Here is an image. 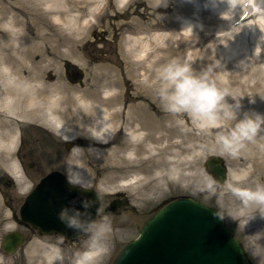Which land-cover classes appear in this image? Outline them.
<instances>
[{
	"label": "bare ground",
	"instance_id": "obj_1",
	"mask_svg": "<svg viewBox=\"0 0 264 264\" xmlns=\"http://www.w3.org/2000/svg\"><path fill=\"white\" fill-rule=\"evenodd\" d=\"M130 1L0 0V158L22 193L28 190L23 174L26 171L13 157L24 124L40 130L48 128L66 141H78L76 145L83 151L72 149V181L91 185L96 181L95 169L100 168L106 174L104 182L108 186L122 183L136 195L135 203L137 199L150 203L166 189L170 193L180 183L190 182L196 175L195 166L202 161V151H213L216 140H209L217 137V128L202 126L189 117H185V123L163 110L156 95L157 75L172 60L188 63L197 74L209 72L217 86L228 90L227 103L239 99L238 120L262 108L258 103L250 109L247 85L235 76L241 70L230 76L228 69L231 62L243 56L245 43L252 44L244 47L252 57L246 58L244 67L248 69L264 57V14L250 8V2L245 7L246 0H164L159 7L161 0H146V9L151 10L147 23L137 18L118 23L127 33L122 37L120 57L125 61L126 75L119 66L103 65L99 67L106 70L101 74L102 84L92 90L68 87L60 78L53 84L45 80L46 70L59 64L63 56L81 61L79 45L91 18H109L111 10H124ZM251 4L257 5L254 0ZM165 6L174 21H165L157 13ZM247 13L249 18L257 16L261 21L239 25ZM217 22L221 23L216 26ZM228 40L230 49L216 47L227 45ZM34 55L41 60L33 61ZM128 73L134 85L130 105L118 90L130 80ZM234 86L238 89L229 90ZM150 106L157 110L150 112ZM229 115L220 120V124L225 123L224 131L237 122ZM250 221L254 228L262 224L254 217L246 218ZM117 234L112 231L109 247ZM49 249L54 248L33 243L29 264H41ZM36 253L40 256H32Z\"/></svg>",
	"mask_w": 264,
	"mask_h": 264
},
{
	"label": "rangeland",
	"instance_id": "obj_2",
	"mask_svg": "<svg viewBox=\"0 0 264 264\" xmlns=\"http://www.w3.org/2000/svg\"><path fill=\"white\" fill-rule=\"evenodd\" d=\"M111 1H114L115 4L117 0ZM215 2H217V0H215ZM261 5L262 4L260 3L257 8L264 14V7ZM146 7H148L146 0H131L124 10L112 8L113 10L110 11L109 18L95 19L82 36L84 39L79 45V57H82L81 61H75L74 63V61L68 58V56H63L60 59L59 64L46 70V81L49 83H55L60 78L70 87L77 86L78 88L80 87L81 90H90L92 87H97V83L102 81L101 74L106 70H99L98 67L104 63H110L109 65H112L111 63L117 61L116 64L122 67L123 71L126 70L124 69V59V63L117 59L123 57L121 41L124 36L118 23H126L132 18H137L140 22L147 23L149 21L148 12L151 10L149 8L146 9ZM157 13L161 15L165 21L169 22V20L174 21L175 19H169L173 16L171 15V10H166V6L161 7ZM214 14H216V12H214ZM253 19L254 18L246 19V24H253ZM255 20L259 22L261 21V18L257 17ZM197 23L199 27H202L200 22ZM220 23L221 22H217L216 26ZM211 27L213 28V25ZM61 33L63 35V32ZM191 34H193V31ZM259 40H261V38ZM251 45L252 44L247 43L242 45L243 56L236 63H228V69L230 71V76H232V72L241 70V72L237 73L235 76H237L239 82L247 85V87H245V90L249 95L247 96V103L250 105V109L251 107H257L258 103L261 104L262 108H257L254 113L264 116V57H261L258 61L255 60V64L251 65L248 69L243 66L246 58L250 59V57H252L250 51L244 49V47L250 48ZM216 47L220 50H225V47L226 49H230L231 43L228 40L227 45H216ZM262 54L264 55V51ZM40 60L41 57L39 55H34L33 61L39 62ZM68 62L72 63L71 67L68 66ZM242 68L245 72H243ZM77 71H82V73L78 75L76 73ZM81 75L83 76L82 80L80 78ZM127 75L131 79V75L129 73ZM81 82L83 86L85 85L84 89L81 88ZM217 82L218 84L220 83V81ZM257 82L260 83L256 85ZM225 83L227 84V80ZM218 87L223 91H228L220 85H218ZM254 87L257 88L256 90L259 92L258 95H260V97L254 93ZM119 88H122V86ZM124 88L127 89V87ZM133 89L134 85L131 84L128 90L129 97L127 101L131 100L130 95ZM230 89L237 90L238 87H229V90ZM251 101H254V103ZM155 110H157L155 106H150V112H155ZM185 117L187 116L184 115L175 118L186 122ZM220 125L224 127L225 123ZM234 125L235 123L233 126ZM20 129L24 140V154L27 155L26 167L28 169L30 183L32 181H37L40 177L52 170H65V165H68L67 160H71L72 158L64 146L66 142H63L59 136L49 129L40 130L36 127L29 126L28 124L22 125ZM196 134L201 136L202 132H196ZM119 138L121 140L122 136H119ZM215 140H217V137L211 138L209 142L213 143ZM258 144H264V132L261 133V137L258 139L257 143L248 144L238 156L232 157L225 154L215 142L212 144L213 151H202L204 153V158L200 164L195 166L194 171L196 175L190 182L180 183V188L172 190L170 193L169 190L166 189L159 195L160 197H158L156 201L146 204L132 205L128 208L124 217L123 214L121 215L122 218L110 215L107 216L104 212V208L111 201L112 193L118 191V188H123V184L120 183V187L115 185L108 186L104 182V178L106 177L105 172L100 168L95 169L94 179L97 180L96 182L98 183H95L96 185L94 187H98V190L101 189L100 191L102 192L103 200V209L99 215L98 221L107 216L112 224V229L118 231L116 238L113 239L109 247V252L106 258L104 261H101V264H113L115 258L123 247L136 237L142 223L157 209L164 199L181 195L193 197L218 208L224 214L236 235L245 245L248 256L253 264H264V219L258 214L256 215L254 206L248 209L242 208L238 202H235V198L224 189V185L229 181L242 186H255L258 182L264 183V151L258 147ZM220 155L223 156L231 170L230 178L224 184H217L206 167V161L208 158ZM36 163L39 164V169L37 166L36 168L30 167V164L36 165ZM83 163H85V159ZM10 177L11 176L3 169L0 163V258L2 264H29L28 260H30L29 256L31 254L29 253L31 250H28L30 246L26 247L28 244L14 255H8L2 250L4 236L11 231L18 230V226L13 220V215H15L13 212L17 211L18 202L21 201V194L16 190L15 185L10 184ZM29 182L28 184H30ZM209 182L215 183V191H211L206 187ZM99 185H101V187ZM133 206H135V208H133ZM251 217L256 218V220L262 224L256 225L257 228H254V226H251L253 224L251 221L246 222V218ZM12 224L16 225V227L11 228ZM28 235L32 239V236L30 234ZM260 238L263 239L262 242L260 241ZM66 250L70 252L67 253ZM71 251L70 247H66L64 251H62L64 256L63 264L71 263ZM36 255L40 256L39 253L32 254V256Z\"/></svg>",
	"mask_w": 264,
	"mask_h": 264
},
{
	"label": "clouds",
	"instance_id": "obj_3",
	"mask_svg": "<svg viewBox=\"0 0 264 264\" xmlns=\"http://www.w3.org/2000/svg\"><path fill=\"white\" fill-rule=\"evenodd\" d=\"M163 4L164 0H161L158 7ZM156 95L163 110L174 117L186 115L202 126L217 128L216 144L229 156H238L248 144L257 143L264 132V116L246 113L243 119L238 120L240 100L232 98L235 103H227L225 97L229 93L217 86L211 74L207 71L197 74L188 63L172 60L162 66L157 75ZM226 114H230L229 118L237 122L224 131L220 120ZM258 147L264 151V144H258ZM77 149L83 151L80 146H74V150ZM70 184L82 191L88 190L83 183L70 181ZM206 187L215 191L214 182H209ZM224 189L242 208L254 206L256 215L264 219V183L242 186L229 181ZM80 205L79 208H62L58 214L67 228L87 237L84 249L73 254L71 264H101L102 258L109 252L112 224L107 216L98 222L90 218L89 210L93 206L91 200L81 199ZM220 218L223 219L222 216ZM63 260L64 256L59 248L49 249L41 264H63Z\"/></svg>",
	"mask_w": 264,
	"mask_h": 264
},
{
	"label": "water",
	"instance_id": "obj_4",
	"mask_svg": "<svg viewBox=\"0 0 264 264\" xmlns=\"http://www.w3.org/2000/svg\"><path fill=\"white\" fill-rule=\"evenodd\" d=\"M218 170H219V171H218V173H219V174H218L219 177L223 178V174H224L223 168L220 167ZM16 243H18V237H15V238L12 239L11 242H10V244H12V245H15Z\"/></svg>",
	"mask_w": 264,
	"mask_h": 264
}]
</instances>
